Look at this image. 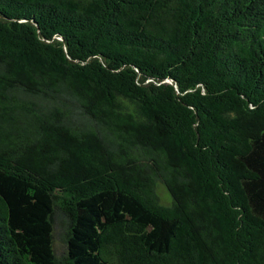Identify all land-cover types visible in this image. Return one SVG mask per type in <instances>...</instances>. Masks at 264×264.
<instances>
[{"label":"trees","instance_id":"16d2710c","mask_svg":"<svg viewBox=\"0 0 264 264\" xmlns=\"http://www.w3.org/2000/svg\"><path fill=\"white\" fill-rule=\"evenodd\" d=\"M0 264H264V0H0Z\"/></svg>","mask_w":264,"mask_h":264},{"label":"rangeland","instance_id":"374dc122","mask_svg":"<svg viewBox=\"0 0 264 264\" xmlns=\"http://www.w3.org/2000/svg\"><path fill=\"white\" fill-rule=\"evenodd\" d=\"M54 245L57 252H61L63 250V242L61 240V228L57 219L55 220Z\"/></svg>","mask_w":264,"mask_h":264}]
</instances>
